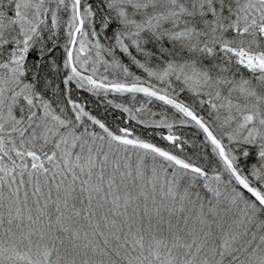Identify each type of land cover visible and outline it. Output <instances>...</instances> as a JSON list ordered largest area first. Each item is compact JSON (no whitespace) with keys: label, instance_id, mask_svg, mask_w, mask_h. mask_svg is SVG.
<instances>
[{"label":"snow or ice","instance_id":"6c2138e0","mask_svg":"<svg viewBox=\"0 0 264 264\" xmlns=\"http://www.w3.org/2000/svg\"><path fill=\"white\" fill-rule=\"evenodd\" d=\"M0 264H264V0H0Z\"/></svg>","mask_w":264,"mask_h":264}]
</instances>
